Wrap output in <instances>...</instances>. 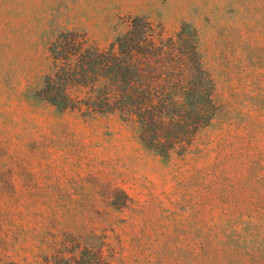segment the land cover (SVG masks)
I'll use <instances>...</instances> for the list:
<instances>
[{
  "label": "rangeland",
  "instance_id": "1",
  "mask_svg": "<svg viewBox=\"0 0 264 264\" xmlns=\"http://www.w3.org/2000/svg\"><path fill=\"white\" fill-rule=\"evenodd\" d=\"M128 14L166 35L198 31L225 106L185 159L144 149L117 115L24 96L52 32L104 46ZM113 187L127 208L107 206ZM111 223L122 240L111 264H264V0H0V264H52L51 230Z\"/></svg>",
  "mask_w": 264,
  "mask_h": 264
},
{
  "label": "trees",
  "instance_id": "2",
  "mask_svg": "<svg viewBox=\"0 0 264 264\" xmlns=\"http://www.w3.org/2000/svg\"><path fill=\"white\" fill-rule=\"evenodd\" d=\"M114 31L104 46L83 30L52 32L44 47V73L26 88L25 98L85 118L117 115L144 149L165 160L195 153L199 134L225 106L199 50L197 29L183 23L166 35L159 23L128 14ZM105 197L112 210L127 208L131 200L119 187ZM112 225L87 233L51 230L44 261L111 264L122 243Z\"/></svg>",
  "mask_w": 264,
  "mask_h": 264
}]
</instances>
